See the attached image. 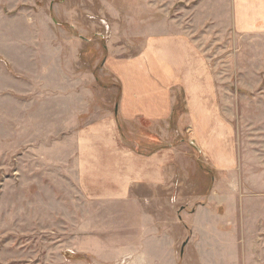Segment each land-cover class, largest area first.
<instances>
[{"label": "rangeland", "instance_id": "obj_1", "mask_svg": "<svg viewBox=\"0 0 264 264\" xmlns=\"http://www.w3.org/2000/svg\"><path fill=\"white\" fill-rule=\"evenodd\" d=\"M15 2L34 6L22 3L27 13L15 15ZM225 6L0 0V16L15 15L0 18V264H137L143 256L151 264H264V36L236 35ZM181 33L212 70L237 164L228 175L208 174L188 152L165 205L169 225L158 235L144 212L134 220L129 205L111 212L80 195L66 124L83 109L86 92L65 93L73 68L81 86L91 83L96 104L115 98L114 79L99 71L106 53L132 56L148 37ZM125 133L139 146L137 129Z\"/></svg>", "mask_w": 264, "mask_h": 264}, {"label": "crops", "instance_id": "obj_2", "mask_svg": "<svg viewBox=\"0 0 264 264\" xmlns=\"http://www.w3.org/2000/svg\"><path fill=\"white\" fill-rule=\"evenodd\" d=\"M223 1L226 19L236 35L264 36V0ZM22 3L34 6L15 2V8L11 7L15 15L27 11ZM15 15L4 13L0 18ZM121 52L106 53L99 65V71L114 79L109 88L114 91L116 86L113 99L103 98L96 104L91 83L81 86L73 68L70 71L72 88L65 97L79 95L75 94L78 89L86 92L80 100L83 109L73 110L71 123L66 124L76 148V184L84 200L102 209L112 212L129 205L126 216L134 220L144 212L153 234L159 235L169 225L165 205L170 202L169 190L179 184L177 173L181 176L186 171L182 166L186 154L192 151L198 164L203 160L211 172L228 175L237 164L235 132L219 113L212 70L186 33L151 36L138 53L124 57ZM135 129L140 134L139 146L132 145L125 133ZM224 184L229 186L228 179ZM142 190L152 194L141 196ZM137 264L151 263L143 256Z\"/></svg>", "mask_w": 264, "mask_h": 264}, {"label": "trees", "instance_id": "obj_3", "mask_svg": "<svg viewBox=\"0 0 264 264\" xmlns=\"http://www.w3.org/2000/svg\"><path fill=\"white\" fill-rule=\"evenodd\" d=\"M175 111V109L173 110V112ZM175 114V113H174ZM173 114V115H174ZM176 118V116L174 115V119ZM197 165H199L200 166V168H201V170L203 171V172H205V173H212L208 168H206V167H203L200 163L199 164H197Z\"/></svg>", "mask_w": 264, "mask_h": 264}]
</instances>
